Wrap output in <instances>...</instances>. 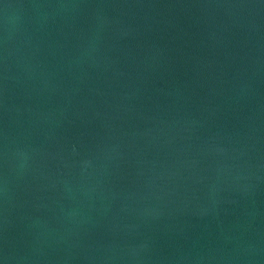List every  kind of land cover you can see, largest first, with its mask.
Instances as JSON below:
<instances>
[{
    "label": "water",
    "instance_id": "95a60500",
    "mask_svg": "<svg viewBox=\"0 0 264 264\" xmlns=\"http://www.w3.org/2000/svg\"><path fill=\"white\" fill-rule=\"evenodd\" d=\"M0 264H264V0H0Z\"/></svg>",
    "mask_w": 264,
    "mask_h": 264
}]
</instances>
